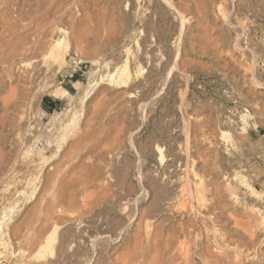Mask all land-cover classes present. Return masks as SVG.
Listing matches in <instances>:
<instances>
[{
	"label": "rangeland",
	"instance_id": "obj_1",
	"mask_svg": "<svg viewBox=\"0 0 264 264\" xmlns=\"http://www.w3.org/2000/svg\"><path fill=\"white\" fill-rule=\"evenodd\" d=\"M69 1L73 20L42 24L35 0H0V21L4 10L31 11L20 34H0V264H125L178 189L175 218L196 230L191 264H203L196 253L214 229L225 247L210 245L211 264H264V0H138L129 11L128 0ZM125 48L131 74L120 86L108 73ZM154 178L157 209L144 186ZM216 190L226 192L219 205ZM140 209L152 215L138 227ZM122 225L118 242L101 238Z\"/></svg>",
	"mask_w": 264,
	"mask_h": 264
},
{
	"label": "bare ground",
	"instance_id": "obj_2",
	"mask_svg": "<svg viewBox=\"0 0 264 264\" xmlns=\"http://www.w3.org/2000/svg\"><path fill=\"white\" fill-rule=\"evenodd\" d=\"M4 1V4H6V6L8 5H10L9 4V0H3ZM79 1V0H78ZM81 1V0H80ZM87 1V0H86ZM85 0H84V2H86ZM89 2H86V3H89V4H91L92 3V6H93V4H100V3H107V2H113V3H120L119 2V0H88ZM129 1V0H128ZM125 2V5L123 6L124 8H125V11L126 10H131V9H133L135 6H136V4L135 3H137L138 2V0H130L131 1V3H133V4H130V2ZM140 1V0H139ZM161 1H165V2H167V3H169L168 2V0H161ZM82 2H83V0H82ZM109 2V3H110ZM68 3L70 4V1L69 0H35V5H33V6H35V8H34V10L32 11V12H34V16H37V20H40V22L42 23V21H43V23H44V20L46 19V18H51L52 19V17H54L55 18V16L56 17H58L59 15L58 14H65L67 11H66V8L69 6L68 5ZM108 3V4H109ZM112 3V4H113ZM13 4H14V2H13ZM124 3H121V5H123ZM140 4V3H139ZM138 3H137V5H139ZM174 5V4H173ZM5 6V7H6ZM11 6H12V4H11ZM83 6H84V3H83ZM86 6H87V4H86ZM85 6V7H86ZM90 6V5H89ZM92 6H90V7H92ZM116 6V5H115ZM168 6L170 7V5L168 4ZM4 7V6H3ZM5 7H4V9H5ZM88 7V6H87ZM90 7H89V9H90ZM96 7V6H95ZM113 7V6H112ZM111 7V8H112ZM117 7V6H116ZM14 8V7H13ZM13 8H11V10L13 9ZM19 8H20V6H19ZM24 8V7H23ZM84 8V7H83ZM122 8V7H121ZM171 8V7H170ZM16 9H18V8H16ZM29 9H31V8H29ZM33 9V8H32ZM93 9V8H92ZM99 9V8H98ZM103 9V8H102ZM172 9H173V7H172ZM68 10V9H67ZM85 10V9H84ZM91 10V9H90ZM118 10H120V9H118ZM7 11V10H6ZM10 11V10H9ZM13 11V10H12ZM11 11V12H12ZM102 11V10H101ZM117 11V10H116ZM92 12V11H91ZM98 13L100 12V11H97ZM96 12V13H97ZM114 12V11H113ZM119 12H122V11H119ZM160 12V11H159ZM177 13H178V11H176ZM7 13V12H6ZM15 14V15H13V14ZM12 13H8V15L7 14H5V10H4V13L2 12L1 13V23H2V27H1V29H0V34H2V33H4V32H10V34H13V33H18V34H20V29H22V28H24V26H22L21 24H20V22H23L24 20H26L27 18H29V16H31L30 14H31V11L30 10H28V11H24V10H18V12L16 11L15 13L14 12H12ZM82 13H83V10H82ZM182 13V12H181ZM10 14H12V16H14V18L13 17H11L10 16ZM105 14V13H104ZM127 14V13H126ZM58 15V16H57ZM66 15H67V17L68 16H70L71 18H72V20H73V16H71V13H66ZM73 15V14H72ZM90 15H91V17H92V14H90L88 11L86 12V10H85V13H84V15H83V18L84 19H89L90 18ZM180 15V14H179ZM94 16H96V15H94ZM101 17V16H100ZM36 18V17H35ZM69 18V17H68ZM147 18V17H146ZM149 18V17H148ZM51 19L49 20V21H51ZM75 19V18H74ZM83 19V20H84ZM150 19V18H149ZM11 20V21H10ZM12 20H13V22H12ZM36 20V19H35ZM76 20V19H75ZM109 20V19H108ZM12 22V24L10 23V22ZM47 21V20H46ZM147 21V20H146ZM182 22V21H181ZM40 23V25L39 24H37V25H35V27H34V31H36V32H38V33H41V35L45 32V30H44V26L42 25ZM50 23V22H49ZM150 23V24H149ZM45 24V23H44ZM152 23L150 22V21H148V25H151ZM154 24V23H153ZM183 25V24H182ZM152 26V25H151ZM150 27V26H149ZM154 27L152 26L151 27V29H153ZM26 29V28H25ZM63 30L65 31V28H63ZM150 30V29H149ZM23 31V30H22ZM145 31H148V30H145ZM23 33V32H22ZM37 33V34H38ZM143 33V32H142ZM150 33H151V31H150ZM141 34V33H140ZM152 34V33H151ZM150 34V35H151ZM161 34V33H160ZM40 35V34H39ZM1 36V35H0ZM180 36H181V34H180ZM4 37V36H3ZM151 37V36H150ZM149 39V38H148ZM179 39H180V37H179ZM0 40H1V37H0ZM121 40V39H120ZM144 41V40H143ZM151 41V40H150ZM159 41V40H158ZM2 43V42H1ZM14 45H15V49H16V45H18V44H16V42L15 43H13ZM60 44V41H56L55 40V43L53 44V47L54 46H58ZM2 45V44H1ZM9 45V44H8ZM13 45V46H14ZM37 45V44H36ZM178 45V44H177ZM111 46V45H110ZM182 46V45H181ZM19 47V46H18ZM145 47V46H144ZM150 47V46H149ZM10 48V47H9ZM12 48V47H11ZM24 48V47H23ZM32 48V47H31ZM8 49V48H7ZM15 49L13 50L12 49V51L14 52L15 51ZM18 49H20V47L18 48ZM53 49V48H52ZM23 50V49H22ZM11 51V52H12ZM53 51V50H52ZM178 51V50H177ZM10 52V53H11ZM12 52V53H13ZM49 52V51H48ZM9 53V54H10ZM49 53H51V55H52V53L53 52H49ZM123 55H124V60L122 61V65H121V67L119 68V69H117L115 72H111V73H108L109 75V78H110V80L111 81H114V82H116V84H124V83H126L127 82V80H128V78L130 77V70L128 69V56H129V52H128V48H125L124 50H123ZM143 54H144V52H142ZM178 53V52H177ZM5 55V54H4ZM3 55V56H4ZM13 54H11V56H12ZM8 57H9V55H8ZM51 57V56H50ZM11 58V57H10ZM145 59V58H144ZM0 63L2 62L3 63V61L5 60V58H1L0 57ZM21 63V62H20ZM252 63V62H251ZM24 64V63H23ZM28 64V63H27ZM16 65V64H15ZM18 65H19V63H18ZM173 66H174V64H173ZM138 70V69H137ZM173 71V70H172ZM31 83V82H30ZM128 83V82H127ZM258 84H261V82H257ZM264 85V84H263ZM121 86V85H120ZM262 86V85H261ZM15 89H17V87L15 88ZM62 90V93L63 94H67L68 93V91L67 90H65V89H61ZM12 92V91H11ZM14 92V93H13ZM10 95L12 96V95H15V92L17 93V90H15V91H13ZM88 94V93H87ZM133 96V95H132ZM14 97V96H13ZM12 97V98H13ZM14 99H16V98H14ZM17 100H18V98H17ZM17 103V102H16ZM244 115V114H243ZM185 128H186V126H185ZM242 132V131H241ZM228 134H229V132L227 131V130H222L221 131V139L222 140H224L226 137H228ZM186 135V134H185ZM187 141V140H186ZM226 144V143H225ZM155 147H153V149L151 150L152 151V153L154 154V156H155V159L160 163V164H162V163H164V160H165V155L163 154V148H162V146H159L158 144H155L154 145ZM189 152V151H188ZM177 154V153H176ZM187 155H188V153H187ZM167 156V155H166ZM177 157H179V156H177ZM176 158V157H175ZM187 158V157H186ZM188 158H190V157H188ZM186 160V159H185ZM179 161H180V159H179ZM189 163V162H188ZM184 165H183V167L181 168V169H179L180 171H183V172H186L187 171V163L186 162H184L183 163ZM191 165V164H190ZM189 166V165H188ZM139 170H140V168H139ZM163 171V170H162ZM188 171H189V169H188ZM161 174V173H160ZM141 175V174H140ZM145 176V175H144ZM147 176V175H146ZM169 177V176H168ZM157 178V177H156ZM156 178H154V179H151V180H148V181H146V185L144 184V186H147L146 188L148 189V190H146V192H149V194H150V198H151V205H149V206H153V208H155V209H157L158 208V200H159V194H160V186H159V184H158V182H157V180L159 181V179H157L156 180ZM164 178V177H163ZM174 178H176V177H174ZM171 179V178H170ZM178 179V178H177ZM176 181V180H175ZM174 181V182H175ZM178 182V181H177ZM194 183H196L195 182V180L193 181ZM169 183V182H168ZM184 183V182H183ZM202 183V182H201ZM177 184V183H176ZM176 184H174V185H176ZM199 184V183H198ZM173 186V185H172ZM181 187H182V185H181ZM186 187V186H185ZM199 187V186H198ZM175 188V187H174ZM184 188V187H183ZM199 188H201V187H199ZM217 189V188H216ZM183 190H185V189H183ZM182 189H181V191H183ZM201 190V189H200ZM180 191V189H178V191L176 190V195L173 197H170V198H167L166 200H164V207H162L163 209H162V211H163V214H166L167 215V217H165L162 221H160L159 223H157V224H153L154 223V221H152L153 223V228H154V231L152 232V233H150L147 237H145V239H136L135 237V239H136V241H134V245L130 248V250L128 249V251H129V253L128 252H125V253H128L129 255H128V257H129V260H128V262H127V260H125L126 261V263L125 262H122V263H125V264H191L192 262H191V260H190V236H192V235H194L195 234V228H194V226L195 225H193V222H191L192 220L190 219V216L189 217H187V218H183L182 216V218L180 217L179 219H176L175 218V216L177 217V215L179 214V212H178V207L180 208V205L178 206V204L176 203V201H177V198L179 197L178 195H179V192ZM198 191V190H197ZM223 191V190H222ZM220 192L219 190H218V192H217V190L216 191H214L213 193H216V195L214 194V202L212 203V204H215V205H219V202H220V199H221V197L223 198L224 196H226V192ZM185 192V191H184ZM252 192L253 193H257V191H255V190H252ZM201 193V192H200ZM181 194V193H180ZM103 195V194H102ZM183 195V194H182ZM182 195H180V198L182 197ZM227 195H229V193L227 194ZM149 196V195H148ZM178 196V197H177ZM183 196H185V194L183 195ZM198 196H200V195H198ZM204 196V195H203ZM197 197V196H196ZM229 197V196H228ZM149 198V199H150ZM180 198H178V199H180ZM202 198V197H201ZM204 198V197H203ZM226 198V197H225ZM225 198H223V199H225ZM229 199V198H228ZM201 200H203V199H201ZM226 200H227V198H226ZM197 201V200H196ZM198 201H199V199H198ZM206 201V200H205ZM201 202V201H200ZM204 202V201H203ZM87 203V202H86ZM90 203H91V201H90ZM202 203V202H201ZM150 204V203H149ZM157 204V205H156ZM180 204H182V203H180ZM203 204V203H202ZM235 204V203H234ZM137 205V204H136ZM184 205V204H183ZM205 205V204H204ZM203 205V206H204ZM185 206V205H184ZM183 206V207H184ZM202 206V205H201ZM205 206H207V205H205ZM210 206V205H209ZM212 206H214V205H212ZM222 206V205H221ZM186 207V206H185ZM218 207V206H217ZM220 207V206H219ZM152 208V207H151ZM189 208V207H188ZM137 209V208H136ZM184 210H185V208H183ZM209 209V208H208ZM224 209V208H223ZM222 209V210H223ZM147 210V209H146ZM145 210V211H146ZM149 210H150V208H149ZM148 210V211H149ZM154 210V209H153ZM180 210V209H179ZM190 210V209H189ZM136 211V210H135ZM148 211L147 212H145V214L147 213L148 214ZM157 211V210H156ZM182 211V210H181ZM224 211V210H223ZM190 212V211H189ZM150 213V212H149ZM162 213V212H161ZM213 213V212H212ZM223 213V212H222ZM137 214H138V224H137V226L139 227L140 226V224L142 223V220H143V217H145V214H144V212L143 211H141V209H140V211L138 210V212H137ZM180 214H182L181 212H180ZM179 214V215H180ZM199 214V213H198ZM201 215H202V213H200ZM210 213H208L207 215H209ZM97 215V214H96ZM149 215V214H148ZM150 215H152V214H150ZM149 215V216H150ZM178 215V216H179ZM217 215V214H216ZM4 216H6V215H4ZM147 216V215H146ZM203 216H206L205 214L203 215ZM210 216V215H209ZM212 216H213V214H212ZM211 216V217H212ZM148 217V216H147ZM202 217V216H201ZM210 217V218H211ZM221 217V215L219 216V218ZM204 218V217H203ZM203 218H201V219H203ZM209 218V217H208ZM213 218V217H212ZM145 219V218H144ZM147 219V218H146ZM205 219V218H204ZM203 219V220H204ZM155 220V219H154ZM191 220V221H190ZM193 220H195V219H193ZM215 220H217V218L215 219ZM220 220V219H219ZM130 221V220H129ZM163 221L164 222H166V225L165 226H161L162 224H164L163 223ZM210 221V220H209ZM212 221V220H211ZM218 221V220H217ZM216 221V222H217ZM205 222H206V219H205ZM204 222V223H205ZM215 222V223H216ZM82 223H83V221H82ZM146 223V222H145ZM149 223V222H148ZM196 223V222H195ZM84 224V223H83ZM152 224H151V226H152ZM203 224V223H202ZM148 225V224H147ZM123 226V225H122ZM125 226V225H124ZM123 226V228L121 227V229L118 231V234L116 235V236H114V237H111L112 236V234H111V236L110 235H108V234H110V233H108V234H105V235H103V236H101V238L102 239H104V240H108V241H110V242H112V243H116V242H118V238L120 237L119 235H121L122 233H124V230H125V227ZM128 226V225H127ZM150 226V227H151ZM261 226V225H260ZM204 227H207V226H205L204 225ZM209 228V227H208ZM208 228H204V229H208ZM0 229H1V226H0ZM56 229L57 228H54L53 229V232L51 231V237H52V235H54L55 233H56ZM84 229V228H83ZM87 229V228H86ZM99 229H100V227H99ZM209 229H211V227L209 228ZM214 229V228H213ZM224 229V228H223ZM212 230V229H211ZM97 231H98V229H97ZM101 231V230H100ZM205 231V230H204ZM58 232V231H57ZM215 232V229H214V231H213V235H212V239H210V240H212L213 242V244H215V245H222V244H220L219 242H218V240H217V237H216V233H214ZM218 232V231H217ZM99 233V232H98ZM206 233V232H205ZM49 234V233H48ZM49 234V235H50ZM139 234H141V233H139ZM165 234V235H164ZM207 234V233H206ZM216 234V235H215ZM198 235V239H199V233L197 234ZM205 235V234H204ZM141 236V235H140ZM200 236H201V234H200ZM210 236V235H209ZM218 236H220L221 237V235H219L218 234ZM222 236H224V235H222ZM56 237V236H55ZM93 237V236H92ZM122 237V236H121ZM228 237V236H227ZM98 238V237H97ZM101 238H99V240L101 239ZM192 238V237H191ZM223 238V237H222ZM53 239V238H52ZM96 239V238H95ZM97 240V239H96ZM206 240V239H205ZM204 240V241H205ZM208 240V239H207ZM221 240V239H220ZM228 240V239H227ZM46 241V240H45ZM93 241V240H92ZM98 241V240H97ZM101 241V240H100ZM199 241V240H198ZM198 241H195L194 243H197ZM209 241V240H208ZM93 242H95V241H93ZM93 242H92V244H93ZM201 242V241H200ZM199 242V243H200ZM225 242V241H224ZM223 242V243H224ZM96 243V242H95ZM98 243V242H97ZM187 243V245H185ZM198 243V244H199ZM212 243H210V242H208L206 245L203 243H201V244H199V246H200V251H199V253H196L197 254V256L200 258V259H202V261H203V264L205 263V264H211V258H210V245L212 244ZM192 244V247H193V242L191 243ZM94 245V244H93ZM196 245V244H195ZM214 245V246H215ZM225 245V244H224ZM229 245V244H228ZM251 245V244H250ZM95 246H97V245H95ZM199 246H196L195 248L197 249V247H199ZM213 246V247H214ZM223 246V245H222ZM213 247H211L212 249H213ZM221 247V246H220ZM223 247H225V246H223ZM228 247V246H227ZM129 248V247H128ZM194 248V249H195ZM222 248V247H221ZM221 248H220V250H221ZM229 249H233L234 251L235 250H237V252L236 253H238V255H241V254H244V256H245V258H247V259H252L254 256H255V251L254 250H251V249H248L247 250V253L246 252H243V250L241 251L240 249H238L237 248V246H235V245H229V247H228ZM96 249V248H95ZM195 249V250H196ZM228 250V249H227ZM38 251V250H37ZM98 251V250H97ZM127 251V250H126ZM194 251V250H193ZM213 251V250H212ZM47 252V251H46ZM196 252V251H195ZM40 253V252H39ZM99 255V252L97 253L96 252V255ZM40 255H42L41 253H40ZM122 255V254H121ZM192 255H194V254H192ZM126 256V255H125ZM124 256V257H125ZM235 256V255H234ZM242 256V255H241ZM241 256H237V258L238 257H241ZM101 257V256H100ZM99 257V258H100ZM213 257H215V256H213ZM122 258V257H121ZM126 258V257H125ZM124 258V259H125ZM255 258V257H254ZM92 259V258H91ZM215 259V258H214ZM220 259V258H219ZM232 259H234V258H232ZM90 260V259H89ZM122 260V259H121ZM197 260V259H196ZM217 260V259H216ZM131 261V262H130ZM241 261V260H240ZM89 262V261H88ZM95 262V261H94ZM93 262V263H94ZM97 262V263H96ZM96 264H101L100 262H99V259L97 258L96 259ZM102 262V261H101ZM115 262H118V259L117 258H115ZM213 262H215V260L213 261ZM217 262V261H216ZM232 262H233V260H232ZM237 262V261H236ZM120 263V262H119ZM250 263V262H249ZM91 264V263H90ZM111 264V263H110ZM217 264H218V262H217Z\"/></svg>",
	"mask_w": 264,
	"mask_h": 264
}]
</instances>
